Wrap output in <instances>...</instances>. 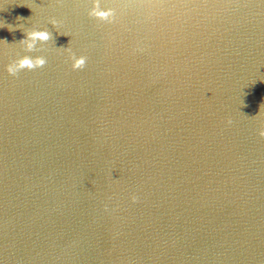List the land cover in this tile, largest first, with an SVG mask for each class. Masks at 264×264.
I'll list each match as a JSON object with an SVG mask.
<instances>
[{
	"label": "water",
	"instance_id": "1",
	"mask_svg": "<svg viewBox=\"0 0 264 264\" xmlns=\"http://www.w3.org/2000/svg\"><path fill=\"white\" fill-rule=\"evenodd\" d=\"M100 2L0 0V264H264V0Z\"/></svg>",
	"mask_w": 264,
	"mask_h": 264
},
{
	"label": "clouds",
	"instance_id": "2",
	"mask_svg": "<svg viewBox=\"0 0 264 264\" xmlns=\"http://www.w3.org/2000/svg\"><path fill=\"white\" fill-rule=\"evenodd\" d=\"M87 15L89 17L96 18L97 20L111 23L115 16V9L113 7H101L100 0H91V6L87 10ZM49 23L55 27L58 25L59 21L53 18L49 20ZM3 26L8 27L9 30H12L13 28L12 25L0 24V27ZM15 27L20 28L19 25H16ZM21 30L24 33L23 38L16 41V43L20 45L26 53L34 51L38 41L45 42L50 40L52 37L51 32L47 28H41V29L31 28V29H21ZM57 34L70 37V34L66 32H57ZM70 40L71 37L68 41L67 46L57 47V50L62 52V54H66L68 61H70V67L72 69L74 70L80 69L85 65L86 56L76 55L69 46ZM45 63H46L45 57L42 55L30 56L25 54L18 56L14 60L10 61L8 64L4 66V69L8 74L14 75L20 69L39 68L43 66ZM262 109H264V103L260 104L259 111L257 112V114L264 117V110ZM258 134L261 137H264V119L261 120V126L259 128ZM131 199L134 201L136 197L132 196Z\"/></svg>",
	"mask_w": 264,
	"mask_h": 264
}]
</instances>
